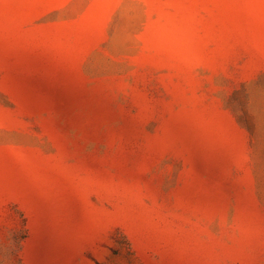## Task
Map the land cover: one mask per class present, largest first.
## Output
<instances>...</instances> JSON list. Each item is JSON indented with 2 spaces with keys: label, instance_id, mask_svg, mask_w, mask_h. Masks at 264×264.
I'll use <instances>...</instances> for the list:
<instances>
[{
  "label": "rangeland",
  "instance_id": "rangeland-1",
  "mask_svg": "<svg viewBox=\"0 0 264 264\" xmlns=\"http://www.w3.org/2000/svg\"><path fill=\"white\" fill-rule=\"evenodd\" d=\"M0 264H264V0H0Z\"/></svg>",
  "mask_w": 264,
  "mask_h": 264
}]
</instances>
